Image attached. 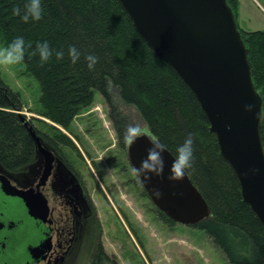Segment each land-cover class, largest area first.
<instances>
[{
	"label": "trees",
	"instance_id": "1",
	"mask_svg": "<svg viewBox=\"0 0 264 264\" xmlns=\"http://www.w3.org/2000/svg\"><path fill=\"white\" fill-rule=\"evenodd\" d=\"M228 2L234 10L237 0ZM42 3V18L26 22L21 19L23 0H0V40L5 45L16 35L25 37L22 63L40 84L44 116L67 129L81 110L93 104L98 91L111 108L120 142L127 121L114 104L116 94L140 112L173 155L177 145L192 133L194 158L187 173L212 212L210 218L194 227L205 231L227 264H264V227L243 202L236 175L221 157L198 100L175 70L155 56L118 1ZM16 6H20L21 15L15 12ZM239 30L248 50L255 87L264 101V31ZM43 39L54 48H63L65 56L54 54L42 62L35 49L37 41ZM69 44L77 45L82 52L75 63L67 55ZM89 52L99 57L93 69L88 68L85 59ZM23 108L21 94L0 77V165L11 173L32 164L37 154L28 121L20 113ZM28 123L37 136L46 138ZM262 136L264 142V120ZM102 255L99 248L97 260Z\"/></svg>",
	"mask_w": 264,
	"mask_h": 264
},
{
	"label": "water",
	"instance_id": "2",
	"mask_svg": "<svg viewBox=\"0 0 264 264\" xmlns=\"http://www.w3.org/2000/svg\"><path fill=\"white\" fill-rule=\"evenodd\" d=\"M117 1L155 56L170 65L195 95L221 157L236 175L243 202L264 227L263 120L258 117L264 101L255 87L248 50L228 0ZM248 103L255 107L246 110ZM26 123L44 158V170L36 188L27 190L0 175V194L15 201L11 214L20 221L6 258L11 261L3 264H46L53 248L49 206L39 191L53 174L56 156ZM149 147L143 135L128 144L132 167ZM173 156L169 149L164 153L159 175L149 180L136 175L155 206L171 221L194 227L211 217V208L187 171L178 180L168 179Z\"/></svg>",
	"mask_w": 264,
	"mask_h": 264
},
{
	"label": "rangeland",
	"instance_id": "3",
	"mask_svg": "<svg viewBox=\"0 0 264 264\" xmlns=\"http://www.w3.org/2000/svg\"><path fill=\"white\" fill-rule=\"evenodd\" d=\"M237 6L238 2L235 17ZM245 12L251 25L260 21L264 25L258 10L247 7ZM0 77L21 94L20 113L46 136H40L42 143L56 156L47 185L54 248L46 264H93L100 243L119 264H227L205 231L170 222L151 201L132 172L129 143L125 137L120 142L111 108L98 91L93 104L66 129L44 116L40 84L22 61L0 65ZM114 104L127 126L146 124L140 112L117 94ZM43 170L39 152L32 164L17 173L0 165V173L22 189L36 187Z\"/></svg>",
	"mask_w": 264,
	"mask_h": 264
},
{
	"label": "clouds",
	"instance_id": "4",
	"mask_svg": "<svg viewBox=\"0 0 264 264\" xmlns=\"http://www.w3.org/2000/svg\"><path fill=\"white\" fill-rule=\"evenodd\" d=\"M15 12L21 15L20 6L15 7ZM44 14L42 0H23V13L21 19L23 21L40 20ZM26 44L23 35H16L7 44L0 47V65L16 64L25 58ZM35 52L39 53V58L42 62H47L55 54L58 58L65 56L63 48H54L51 42L47 39L39 40L36 44ZM67 55L70 56L73 63L77 62L82 52L75 44H69L67 47ZM87 66L93 69L99 57L92 52L85 56ZM254 104L248 103L245 105L246 110H252ZM258 117L264 120V110L258 113ZM147 136L150 141V147L147 149V154L140 160L139 164H134L132 172L139 174L144 180H149L153 175H159L164 167V153L168 151V145L161 141L146 124L131 123L125 131V140L128 143L134 142L140 136ZM194 158V140L193 134L189 133L183 142L178 144L175 149V154L171 161L169 180H178L186 174L187 169L192 165ZM159 194V190H157Z\"/></svg>",
	"mask_w": 264,
	"mask_h": 264
},
{
	"label": "flooded vegetation",
	"instance_id": "5",
	"mask_svg": "<svg viewBox=\"0 0 264 264\" xmlns=\"http://www.w3.org/2000/svg\"><path fill=\"white\" fill-rule=\"evenodd\" d=\"M0 175H4L5 177H7V175L4 174V173H0ZM51 177H50V179H51ZM7 178L10 180L9 177H7ZM50 179H49L47 185L50 184L49 183ZM10 182L14 185V183L11 180H10ZM47 185L41 187V190L39 191V194H41L43 196V198H45V202L49 206V216L51 218V226H52V229H53V233H52L51 237H52L53 248H54L55 227H54V224H53V219L51 217V207H50V205L48 203ZM15 186L17 187V185H15ZM31 188L35 189L36 187H31ZM31 188H29V189H31ZM20 189H22V188H20ZM14 202L15 201L13 199L9 200L5 196L0 194V264H3L5 262H7V261H9V262L11 261L10 259H6V258H7L8 253H9V248H10L9 246H10L11 243H13L12 237H14L15 234L18 233L17 229H16V226L19 225L20 221L13 220L12 214H11L12 209H14V205H16V204H14ZM13 245L14 244H12V246ZM98 246H99V248H102L104 255H102V259L99 258V260H97L96 257H97V254L99 252V248H98L96 256L94 258V262H92L93 264H102L103 261H105V260L106 261H109V260L111 261L112 260V262H114L115 264H118V263H116L117 261L115 259L110 258L108 256V254L106 253L102 243H100ZM53 248H52L51 252L53 251ZM51 252H50V254H51ZM50 254H49V256H50ZM49 256H48V258H49ZM48 258H47L46 262L48 261Z\"/></svg>",
	"mask_w": 264,
	"mask_h": 264
},
{
	"label": "crops",
	"instance_id": "6",
	"mask_svg": "<svg viewBox=\"0 0 264 264\" xmlns=\"http://www.w3.org/2000/svg\"><path fill=\"white\" fill-rule=\"evenodd\" d=\"M264 1V0H263ZM238 6L236 8V19L239 28L246 32L264 31V25L262 22L255 23L251 25V21L248 19V12H245L246 8H255L259 13L264 16V6L262 5V0H237ZM259 26V27H252Z\"/></svg>",
	"mask_w": 264,
	"mask_h": 264
}]
</instances>
